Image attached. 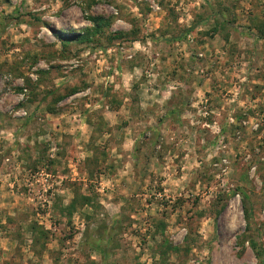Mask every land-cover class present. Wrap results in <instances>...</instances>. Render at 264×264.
<instances>
[{
  "label": "rangeland",
  "instance_id": "1",
  "mask_svg": "<svg viewBox=\"0 0 264 264\" xmlns=\"http://www.w3.org/2000/svg\"><path fill=\"white\" fill-rule=\"evenodd\" d=\"M0 264H264V0H0Z\"/></svg>",
  "mask_w": 264,
  "mask_h": 264
},
{
  "label": "trees",
  "instance_id": "2",
  "mask_svg": "<svg viewBox=\"0 0 264 264\" xmlns=\"http://www.w3.org/2000/svg\"><path fill=\"white\" fill-rule=\"evenodd\" d=\"M93 20L95 22H99V24L97 25V27H100L101 23L103 20L102 18L100 17H96V18H93ZM96 30H98L97 28L96 29H89L87 28L85 30V32L82 34V33H73L72 35L68 36V35H60L59 37L63 38L64 41H66L67 39H76V40H82V41H85V40H88L90 38V35L93 34Z\"/></svg>",
  "mask_w": 264,
  "mask_h": 264
},
{
  "label": "built area",
  "instance_id": "3",
  "mask_svg": "<svg viewBox=\"0 0 264 264\" xmlns=\"http://www.w3.org/2000/svg\"><path fill=\"white\" fill-rule=\"evenodd\" d=\"M188 38H191V35H189V37ZM191 41H193V38L191 39Z\"/></svg>",
  "mask_w": 264,
  "mask_h": 264
}]
</instances>
